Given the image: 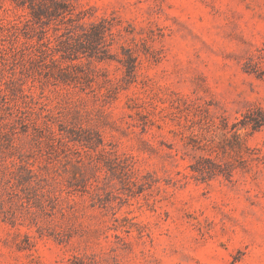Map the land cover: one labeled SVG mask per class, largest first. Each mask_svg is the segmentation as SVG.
Listing matches in <instances>:
<instances>
[{
	"label": "rangeland",
	"instance_id": "374dc122",
	"mask_svg": "<svg viewBox=\"0 0 264 264\" xmlns=\"http://www.w3.org/2000/svg\"><path fill=\"white\" fill-rule=\"evenodd\" d=\"M0 264H264V0H0Z\"/></svg>",
	"mask_w": 264,
	"mask_h": 264
}]
</instances>
